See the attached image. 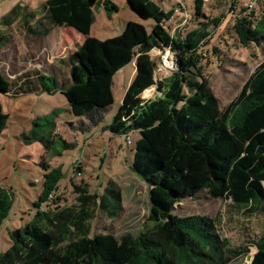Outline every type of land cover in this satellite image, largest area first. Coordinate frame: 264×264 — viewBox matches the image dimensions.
<instances>
[{"label": "trees", "instance_id": "16d2710c", "mask_svg": "<svg viewBox=\"0 0 264 264\" xmlns=\"http://www.w3.org/2000/svg\"><path fill=\"white\" fill-rule=\"evenodd\" d=\"M126 2L140 20H152L150 32L143 24L129 21L119 36L106 40L90 37L95 7L101 3L107 11H116L109 0H46L42 15L32 11L23 16V22H38L31 34L47 36L54 28L64 27L84 36L83 44L69 58V81L62 86L74 117L94 121L110 107L115 73L134 62L132 80L107 129L118 136L132 131L140 135L130 169L149 188L151 227L120 239L111 233L91 234L97 201L98 207L120 209L121 194L114 183L100 197L80 189L78 211H44L42 204L58 191L61 173L53 169L44 176L33 218L23 228L9 231L11 245L0 252V264H229L246 252L228 247L217 232L215 218L178 217L173 207L205 191L211 198L231 200L249 213L264 208V61L237 97L221 109L197 61L199 48L209 36L208 27L217 26L219 19L172 36L171 21L188 22L187 13L177 19L176 13L183 10L179 4L165 11L154 0ZM203 5V0H194V18L203 16ZM21 11L22 6L16 5L1 23L16 21ZM261 17L264 15L235 18L232 30L243 47L260 46L264 41ZM155 48H167L178 59L176 70L159 82L154 81L156 63L149 55ZM25 76L28 78L19 77V84L13 85L14 95L26 92L24 86L32 77ZM34 77L42 84L48 80L39 73ZM50 82L57 86L56 81ZM151 86H156L159 95L142 100L141 95L145 97L144 91ZM10 91V84L0 76V94ZM47 91L54 93L53 89ZM5 127L0 106V134ZM10 207L9 193L0 189V225ZM109 214L116 216L115 212ZM250 264H264V246H258Z\"/></svg>", "mask_w": 264, "mask_h": 264}, {"label": "rangeland", "instance_id": "374dc122", "mask_svg": "<svg viewBox=\"0 0 264 264\" xmlns=\"http://www.w3.org/2000/svg\"><path fill=\"white\" fill-rule=\"evenodd\" d=\"M45 1L0 0V76L10 84L11 90L8 95L0 94L1 112L6 118V127L0 134V189L6 190L11 199L7 218L0 225V252H5L11 245L9 231L23 228L35 215L34 203L41 194L44 176L53 169H59L61 177L55 196L42 204L44 211H78L81 208L77 200L80 189L87 188L90 194L100 197L111 187L110 183H114L121 194L120 209L98 207L97 201L90 222L91 234L111 233L120 239L128 234L137 236L151 227L148 221L149 188L130 169L140 135L132 131L118 136L107 129L132 80L134 62L115 73L110 107L94 117V121L74 117L62 94V86L69 81V58L85 38L64 27L54 28L47 37L31 34L28 27L35 26L31 24L34 20H29L28 25L23 22V16L32 11L42 15L41 6ZM203 1V16L194 18V0H154L165 11L179 4L183 10H178L177 19L187 13L188 22H170L172 36L219 19L217 26L211 24L208 27L209 36L199 48L197 61L209 89L223 109L237 97L247 79L264 61V41L260 46L252 43L243 47L232 30L238 15L263 16L264 0ZM110 2L116 11H107L101 3L95 7L90 37L106 40L119 36L129 21L143 24L150 32L152 20H140L130 11L126 0ZM16 5L22 6L18 20L1 23V18ZM40 47L45 51L41 49L37 55L36 50L38 52ZM149 55L156 63L155 82L168 78L176 70L178 59L169 49L155 48ZM37 73L48 80L40 83L34 77ZM23 75L32 77L24 86L26 92L14 95L13 85L19 84L18 78H28ZM51 80L57 82L56 87ZM47 89H53L54 93ZM143 94L145 97L141 95V99L144 101L159 95L156 86ZM127 137L131 144L127 143ZM110 212H115L116 216H111ZM173 214L215 218L217 232L227 240L228 247L246 251L229 264H250L258 246H264V208L249 213L231 200L213 199L203 191L174 205ZM248 255L250 260H247Z\"/></svg>", "mask_w": 264, "mask_h": 264}, {"label": "crops", "instance_id": "0c3cea01", "mask_svg": "<svg viewBox=\"0 0 264 264\" xmlns=\"http://www.w3.org/2000/svg\"><path fill=\"white\" fill-rule=\"evenodd\" d=\"M109 1H110V0H109ZM110 3H111V2H110ZM26 14H27V13H26ZM17 20H18V18H17ZM29 20H30V19H28V21H27L28 25H29V23H30ZM31 21H32V20H31ZM43 22L45 23V21H43ZM12 23H14V22H12ZM32 23L35 24V26H34V27H30V28H32V30H28L30 33H32V31L35 30L34 28L38 25V22H37L36 20L32 21L31 24H32ZM31 26H32V25H31ZM40 31H42V30L40 29ZM50 33H51V32H50ZM50 33H49V34H50ZM49 34H48V35H49ZM48 35H47V36H48ZM38 36H42V37H43V35H38ZM47 36H44V37H47ZM39 45H41V44H39ZM36 46H37V45H36ZM43 46H44V45H43ZM32 48H33V46H30V49H32ZM1 49H2V48H0V50H1ZM36 49H37V48H36ZM36 49H35V50H36ZM41 49H42L43 51H45V48H41V47H40V50H39L40 52H39V51L37 52V50H36V54H37V55H40L39 53H41ZM46 57H47V55H46ZM48 59H49V58H48ZM37 66H38V65H37ZM16 75L18 76L19 74H16Z\"/></svg>", "mask_w": 264, "mask_h": 264}, {"label": "built area", "instance_id": "2783aa9c", "mask_svg": "<svg viewBox=\"0 0 264 264\" xmlns=\"http://www.w3.org/2000/svg\"><path fill=\"white\" fill-rule=\"evenodd\" d=\"M127 143L131 144V141H130L129 137H127Z\"/></svg>", "mask_w": 264, "mask_h": 264}, {"label": "water", "instance_id": "95a60500", "mask_svg": "<svg viewBox=\"0 0 264 264\" xmlns=\"http://www.w3.org/2000/svg\"><path fill=\"white\" fill-rule=\"evenodd\" d=\"M144 182V181H143ZM145 183V182H144ZM148 187V186H147ZM251 259V256L250 255H248L247 256V260H250Z\"/></svg>", "mask_w": 264, "mask_h": 264}, {"label": "bare ground", "instance_id": "6f19581e", "mask_svg": "<svg viewBox=\"0 0 264 264\" xmlns=\"http://www.w3.org/2000/svg\"><path fill=\"white\" fill-rule=\"evenodd\" d=\"M167 66H169V65H167Z\"/></svg>", "mask_w": 264, "mask_h": 264}]
</instances>
